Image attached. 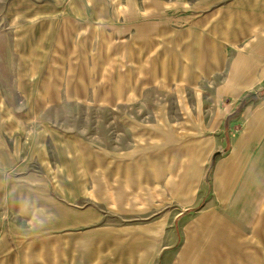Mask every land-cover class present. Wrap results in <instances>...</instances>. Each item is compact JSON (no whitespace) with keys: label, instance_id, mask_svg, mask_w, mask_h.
<instances>
[{"label":"crops","instance_id":"0c3cea01","mask_svg":"<svg viewBox=\"0 0 264 264\" xmlns=\"http://www.w3.org/2000/svg\"><path fill=\"white\" fill-rule=\"evenodd\" d=\"M83 1L63 10L23 79L37 98L32 112L96 113L93 129L37 120L30 142L8 153L13 164L0 162V177L15 168L14 180H0V210L35 218L30 197L17 205L13 184L42 194L38 217L66 231L33 240L36 248H0V264H110L93 226L103 222L104 198L158 187L187 207L210 168L217 199L206 203L215 204L213 233L222 237L209 233L211 244L202 216L195 236L222 262L245 264L247 237L230 223L264 225L255 220L264 216V185L259 197L254 187L264 163V0ZM238 209L252 223L238 221ZM88 225L94 234L78 231ZM211 256L193 252L185 264H211Z\"/></svg>","mask_w":264,"mask_h":264},{"label":"rangeland","instance_id":"374dc122","mask_svg":"<svg viewBox=\"0 0 264 264\" xmlns=\"http://www.w3.org/2000/svg\"><path fill=\"white\" fill-rule=\"evenodd\" d=\"M112 2L113 7L116 8H122V5L126 3L125 0H103L104 7H108V4L111 8ZM85 3L89 4L88 1L83 0H0V162L5 166L9 167L13 164L7 159L10 156L8 153L14 147L20 145L21 150L25 143L30 142L31 133L36 132L37 120L52 123L65 121L74 126L77 123L75 127L80 129L85 127V130L87 127L90 129L94 127V121L98 117L96 113H69L63 112L62 109L45 115L32 112L37 98L30 95V82L23 79L27 76L26 70L29 69L31 61L36 58L32 55V51L37 50L35 48L40 49L41 44L46 43L48 32L51 34L56 31V25L61 19L63 10L84 8ZM257 94L259 99L264 98V91L259 90ZM241 106L236 110L237 114L240 113ZM14 172L15 168L8 169L0 180L6 179V184H9L7 180L15 179ZM255 174L254 187L259 197L258 194L261 193L258 191L264 185V163L263 167L259 166L256 169ZM211 177L210 168L203 181V190L195 194L196 201L187 207L183 205L186 203L183 202L181 205L178 202L177 193L159 191L158 187L141 192L120 191L113 194V199L104 198L103 222L93 226L98 230L95 231L99 234L98 237L103 240L104 256L109 255L110 264H145V253L148 254L147 263L150 259L151 264H185L193 252L210 253L212 254L210 263L221 264L222 258L219 260L213 255L217 250H214L212 246L211 250L204 248L203 245L201 247L197 240L198 236H195L197 228L193 229L202 216L205 224L203 233L209 234L220 230L218 226L215 228L213 225L215 219H212V211L215 210V204L206 203L210 198L215 201L217 199L211 189ZM7 187L13 189L11 194L16 195L18 206L22 204L18 201V196L31 198V201L27 202L30 206L26 212L27 216L34 213L35 218L22 219L14 214V211L18 209H9L4 205L0 210V248L14 250L36 248L38 241H35L32 247L29 245L33 240L62 235L66 231L64 226L46 223L47 218L38 217L39 209L35 206L44 202L40 199L42 194L18 193L16 185L13 184ZM191 200L192 198L188 200L189 204ZM91 202L93 201L88 200L87 204ZM219 211L221 213L223 210ZM250 212L252 214L249 215L258 216L261 209H248V213ZM262 212L264 213V209ZM243 214L244 209H238L236 219L252 223L253 219H244ZM220 216L227 220L226 215L220 214ZM255 220L264 223V216ZM230 225L235 229L236 234H243L244 239L247 237V241L241 246V249L244 247L243 252L246 249L247 253L245 264H264V241L258 240V236H264V225L244 223H230ZM89 227L88 225L78 231L93 233L89 232ZM222 232L227 230L222 229ZM192 233H194L193 236ZM213 234L214 238L222 237L219 233ZM213 234H209L208 238L214 245V239L211 236ZM9 259L14 260V257ZM103 262L105 264V260ZM203 262L205 258L196 260L194 264ZM222 263L226 264V262ZM186 264L190 262L187 261Z\"/></svg>","mask_w":264,"mask_h":264}]
</instances>
